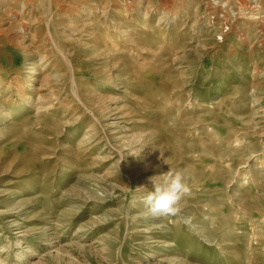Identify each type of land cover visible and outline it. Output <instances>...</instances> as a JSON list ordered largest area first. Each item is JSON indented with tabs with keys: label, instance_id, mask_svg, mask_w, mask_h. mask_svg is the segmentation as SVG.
Returning a JSON list of instances; mask_svg holds the SVG:
<instances>
[{
	"label": "rangeland",
	"instance_id": "1",
	"mask_svg": "<svg viewBox=\"0 0 264 264\" xmlns=\"http://www.w3.org/2000/svg\"><path fill=\"white\" fill-rule=\"evenodd\" d=\"M0 264H264V0H0Z\"/></svg>",
	"mask_w": 264,
	"mask_h": 264
},
{
	"label": "clouds",
	"instance_id": "2",
	"mask_svg": "<svg viewBox=\"0 0 264 264\" xmlns=\"http://www.w3.org/2000/svg\"><path fill=\"white\" fill-rule=\"evenodd\" d=\"M157 183L156 176L150 177L153 190L145 197L148 213L155 218L176 215L181 211L180 202L190 194V176L186 170H169Z\"/></svg>",
	"mask_w": 264,
	"mask_h": 264
}]
</instances>
